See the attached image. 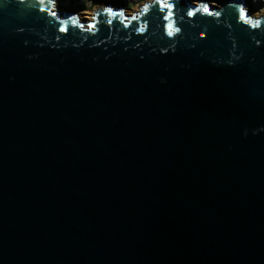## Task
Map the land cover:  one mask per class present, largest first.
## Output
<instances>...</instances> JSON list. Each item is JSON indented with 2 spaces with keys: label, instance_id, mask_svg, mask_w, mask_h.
Here are the masks:
<instances>
[{
  "label": "water",
  "instance_id": "obj_1",
  "mask_svg": "<svg viewBox=\"0 0 264 264\" xmlns=\"http://www.w3.org/2000/svg\"><path fill=\"white\" fill-rule=\"evenodd\" d=\"M119 5L0 0V264H264V13Z\"/></svg>",
  "mask_w": 264,
  "mask_h": 264
},
{
  "label": "rangeland",
  "instance_id": "obj_2",
  "mask_svg": "<svg viewBox=\"0 0 264 264\" xmlns=\"http://www.w3.org/2000/svg\"><path fill=\"white\" fill-rule=\"evenodd\" d=\"M108 0H55L60 10L65 11L67 9L75 10L78 13L83 14V19H90V11L101 5ZM147 0H112V2L120 3L119 7L125 11H135L138 9L142 2ZM149 1V0H148ZM193 1V0H192ZM200 0H197V2ZM211 4L219 5V1L223 0H208ZM248 8L252 10V13H258L259 15L264 13V0H246ZM85 21V20H83Z\"/></svg>",
  "mask_w": 264,
  "mask_h": 264
},
{
  "label": "bare ground",
  "instance_id": "obj_3",
  "mask_svg": "<svg viewBox=\"0 0 264 264\" xmlns=\"http://www.w3.org/2000/svg\"><path fill=\"white\" fill-rule=\"evenodd\" d=\"M192 2H193V3H196L197 0H193ZM219 2H221V1H219ZM213 5H214V4H213ZM56 6H58V5L56 4ZM247 7H248V5H247ZM58 9L60 10L59 7H58ZM131 12H132V11H126L127 14H130ZM253 14H254V15H259L258 13H255V12H253ZM83 20L88 21V20H90V19H83Z\"/></svg>",
  "mask_w": 264,
  "mask_h": 264
},
{
  "label": "snow or ice",
  "instance_id": "obj_4",
  "mask_svg": "<svg viewBox=\"0 0 264 264\" xmlns=\"http://www.w3.org/2000/svg\"><path fill=\"white\" fill-rule=\"evenodd\" d=\"M205 11H208V9L206 8ZM53 15H56V13L54 12ZM169 35H172V32H169Z\"/></svg>",
  "mask_w": 264,
  "mask_h": 264
}]
</instances>
